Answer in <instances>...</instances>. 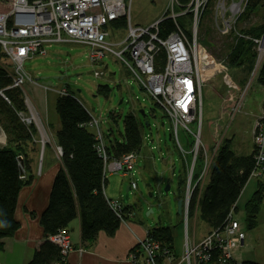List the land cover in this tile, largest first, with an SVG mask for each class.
<instances>
[{"label":"built area","instance_id":"built-area-1","mask_svg":"<svg viewBox=\"0 0 264 264\" xmlns=\"http://www.w3.org/2000/svg\"><path fill=\"white\" fill-rule=\"evenodd\" d=\"M208 1L191 0L188 7L193 12L194 22L186 29L179 27V18L187 11H176L178 0H170L165 12L148 26L133 25L129 10L131 0H0V69L11 79L9 87L20 88L23 93L26 111L20 113L21 120L26 126L36 127L38 140L44 148L50 141V137L45 135L44 121L30 94L23 92L26 83L39 84L25 70L29 58L47 55L51 44L60 43L87 45L88 56L93 63L102 62L107 53L117 56L147 96L170 119L171 137L177 142L187 165L183 204L187 218L191 195L196 187L199 186L201 192L206 185L228 124L242 110L252 80L264 62L262 34L254 39L256 64L249 80L243 84L233 67L232 50L225 57L217 58L201 43L198 39L199 11ZM244 1L215 0L217 28L223 35L239 34L236 24L239 14L245 9ZM170 19L177 29L162 35L160 24ZM121 20L127 21L128 34L118 43L119 49L115 50L107 40L110 33L106 26ZM161 53H164L163 59L159 58ZM95 74L99 75L98 72ZM43 85L45 89L49 87ZM4 90L0 82V96L6 98ZM56 91L59 95L68 92L63 87ZM194 125L196 131L192 128ZM253 126L257 163L255 177L264 175V114L255 120ZM90 127L96 128L94 134L100 155L104 158L105 172L131 175L138 153L132 151L120 159L109 160L99 119L93 116ZM179 127L193 136L192 149L184 150L179 141ZM204 135L208 143L203 139ZM4 145L0 148L6 149ZM58 150L61 155V147L58 146ZM187 154L193 155L190 161ZM199 156L202 165L197 173ZM130 187L137 188L135 180ZM110 204L122 219L124 205L118 200H112ZM224 227L222 231L213 230L200 242H193L187 237L181 259L187 264H228L235 258L234 253L243 244L245 235L235 215ZM51 240L61 247L62 258L56 264H65V256L73 249L69 228L58 231L51 236ZM139 242L146 264H156L161 255L173 258L171 250L162 248L160 242L150 235ZM217 250L220 255L214 259Z\"/></svg>","mask_w":264,"mask_h":264},{"label":"trees","instance_id":"trees-1","mask_svg":"<svg viewBox=\"0 0 264 264\" xmlns=\"http://www.w3.org/2000/svg\"><path fill=\"white\" fill-rule=\"evenodd\" d=\"M190 2L191 0H178L180 8L186 7ZM244 5L245 9L237 19V22L241 23L240 29L236 26L239 34L231 33L232 38L226 37L229 39L226 45H229V50H232L233 54V67L240 75L241 79L239 80L243 84L256 63L254 39L260 38L264 34V0H245ZM258 9L262 11L261 22L245 27V22L252 18L251 14ZM126 23L127 21L121 20L115 21L112 25L126 26ZM179 24V27L183 28V23L179 22ZM176 29L177 26L172 19L160 24L162 35H167ZM210 41L204 39L201 43L203 45L207 43L215 57H225L226 54L222 55L220 50L211 45ZM159 58L163 59L164 53H161ZM259 71L257 82L260 86H264V62ZM0 82L5 88L6 95V98L0 96V128L7 138V148H0V249H2L5 239L19 227L15 210L20 190L23 185L31 183L34 177L31 174L27 177H20L18 157H23L24 170L28 173L33 160L30 153L35 150L37 129L34 125L26 126L21 120L20 113L26 111L23 93L20 88L9 87L11 79L5 76L2 69H0ZM98 89L102 92L107 87L99 85ZM66 91L68 92L59 95L55 101L61 126L54 132V135L56 145L62 149L61 166L53 179L49 203L40 217L44 240L38 245L28 264H56L59 262L62 258L61 247L51 240V236L58 231L68 229L70 222L79 215L82 223V241L91 242L102 231L113 235L128 214L134 211L133 204L126 205L121 219L116 210L111 207L110 202L113 199H108L105 189H103L106 183L104 158L98 150L96 134L90 130V121L93 115L86 105L76 97L75 93L68 87H66ZM154 103L158 106L156 102ZM123 121L124 130L120 139L111 137L110 132L106 142L104 138L109 160L120 159L122 155L132 151L138 153L143 147L141 125L134 114L131 112ZM252 145V148L251 145L249 148L252 149L251 152L248 149V153H241L235 148L232 138H225L213 160L206 185L201 192L199 186L196 187L191 195L190 210L197 208L199 217L204 220L211 232L224 230V226L230 221L231 216H236V212L239 210L238 200L257 169L254 138ZM197 162L196 172L202 165L200 156ZM184 165L186 166V163ZM186 171V167H184L179 182L182 189L186 186ZM263 201L264 184L260 181L253 194L244 203V215L248 228L255 229L257 227ZM149 235L156 242L159 241L162 248H172L174 242L172 226L154 227L150 229ZM132 251L136 252V249ZM138 252L140 251L137 250ZM219 255L220 251L217 250L214 252L213 258L216 259ZM228 264L240 263L239 260L231 259ZM241 264L261 263L247 260Z\"/></svg>","mask_w":264,"mask_h":264},{"label":"rangeland","instance_id":"rangeland-1","mask_svg":"<svg viewBox=\"0 0 264 264\" xmlns=\"http://www.w3.org/2000/svg\"><path fill=\"white\" fill-rule=\"evenodd\" d=\"M169 2L170 0H131L129 10L133 25L148 26V24L156 21L165 12ZM202 9L203 7L200 8L199 11L198 39L201 41L204 39L211 40V45L220 50L222 55L227 54L230 48L229 45H226L227 40H229L226 37L230 36L232 38L233 36L231 34L223 35L217 28L218 20L216 17L215 0H209L205 4L203 11ZM176 11H187V14L179 18V22L183 23L184 28L188 29L193 26V12L191 13V8H189L188 5L181 8L177 6ZM261 12V9L254 11V13L251 14L252 18L245 22V27L259 24L261 22ZM205 13L206 15H204ZM236 26L240 29L241 23L237 22ZM106 29L110 33L107 37L108 42L113 45L115 50L119 49L118 43L124 40L128 34L127 26L108 25ZM201 36L202 38H200ZM204 44L212 51L207 43ZM88 52L89 47L87 45L73 43L51 44L48 48L47 55L29 58L25 63V70H27L39 84L36 85L32 82L26 83L23 91L24 94H30L32 99L36 101H46L47 103L44 109L50 119V126L49 123L47 125L43 114L38 111L44 121L43 125L47 132L45 135L50 137V141H47L46 144L54 143V130L57 128L58 122L60 121L54 102L58 95L56 89L59 90L62 89V87H68L69 90L75 93L76 97L86 105L91 114L96 119H99L100 129L102 133H104L105 142L109 132L111 133V135H109L111 137L114 136L116 139L122 137L124 130L123 120L132 112L141 125L143 147L138 152L139 158L135 163V168L132 171L133 173L130 175L131 177L121 178L116 175V177L119 178L120 185L124 188L123 202L126 204H133L134 208L137 210L138 216L145 220L147 219L148 221L156 223L162 218L161 221H164L162 223H164L165 226L174 225L173 228H177L176 232L180 230L183 231L182 240L186 242L185 239L188 234L190 233L191 236V232H193L191 214L196 212L197 208L194 210L189 209L187 218L183 210L181 214L178 213L177 201L175 199L178 197L182 198L183 207L185 203L184 191L187 185L185 183L186 186L182 189L179 184L182 177L181 171L184 166V157L180 148L177 146V142L170 136L173 132L170 119H168L164 111L156 106L154 101L147 96L144 89L140 87L134 77L127 72L126 67L117 56L107 53L102 62L93 63L88 56ZM259 70L260 69H258L254 80H252L253 84L242 104V110L237 115L235 114L236 118L230 121L222 138L223 140H225V138H232L235 148L239 147L238 150L243 147L250 148L249 141L251 130L253 137L254 122L264 114V111L259 112L260 109L257 104L261 96V86L257 82ZM97 71L99 75L95 74ZM251 74L252 72L248 79H245L244 83H247ZM239 76L240 75H238V79H241ZM51 81V86L46 90L43 85L44 82L47 83ZM99 85H106L107 89L101 92V90L98 89ZM141 110L145 111V115ZM258 114L259 116L257 117ZM243 123L245 125H243ZM249 125L251 129H248L250 128ZM52 128L54 129L52 130ZM192 128L194 131L197 130L195 125L192 126ZM90 130L95 132L96 128L90 127ZM178 130L179 141H181L184 150L187 151L192 149L194 144L193 136L182 127H179ZM38 135L37 133L36 136ZM38 138L40 139L39 136ZM203 139L208 143L205 135ZM38 143L41 145L40 142ZM4 144H7V138L0 128V145L5 146ZM245 152H248V150ZM146 155L152 158L150 163H147L145 158ZM40 156H42V154ZM192 156V154H187V160L190 161ZM255 177L253 176V178ZM132 178L136 181L137 188L130 189L128 192L129 197L126 198V186L133 181ZM246 199V195L241 198L238 202L239 210L236 212V216L240 221L245 235L243 246L241 245L244 251L242 252L241 258H236L238 250L236 249L234 260H239L240 264L247 260H253L264 264V203L261 205L257 227L255 229H250L246 226L247 221L244 215V203ZM168 216L171 219H168ZM179 216L182 218L183 223V226L181 223L179 224L180 227L177 224ZM198 224L200 225H198V235H200L203 231L201 227L204 225L202 221Z\"/></svg>","mask_w":264,"mask_h":264},{"label":"crops","instance_id":"crops-1","mask_svg":"<svg viewBox=\"0 0 264 264\" xmlns=\"http://www.w3.org/2000/svg\"><path fill=\"white\" fill-rule=\"evenodd\" d=\"M63 88L66 89V87ZM260 93L261 96L259 97V102L257 101V104L260 109L259 112H262L264 101V86H261ZM58 96L59 93L57 97ZM33 101L40 113L43 114V117H45L48 125L50 119L48 118L44 109L45 105L47 104L46 101H36L35 99H33ZM258 116L259 114L257 115V117ZM50 125L51 124L49 123V126ZM243 125L245 124L243 123ZM60 126L61 124L59 121L58 126L54 131L59 129ZM53 129L54 128H52V130ZM248 129H251V126ZM35 142V150L30 153L31 159H33L31 168H29L28 173H26V177L30 174L34 175V177L31 183L23 185L20 190L15 210V215L17 221L19 222V227L12 235L8 236L5 239L3 248L0 249V264H28L30 260H32V256L38 248V245L44 240V231L43 226L40 223V217L42 215L41 213L49 203L48 201L51 193L50 190L54 181L53 179L61 166V155L55 141L54 143H47L44 148L38 143V137H36ZM252 144L253 137L251 130V137L249 141V145H251V148L253 146ZM238 148L239 147H237L236 149L238 150ZM245 150H248V147H243L238 151L243 153L245 152ZM251 151L252 149H250L249 152ZM41 154L42 156H40ZM145 158L147 160V163H150L152 161V158H150L149 155H146ZM184 167H186L187 169V165H184ZM184 167L182 168L181 174ZM116 175L121 178L131 177L130 175L123 176L119 173H114L111 171L105 172L106 183L103 188L105 189V194L108 199L120 201L122 205H124V207L126 205H131V203L126 204L123 202L124 188L122 187V185H120L119 178L116 177ZM258 180H260L264 184V175L250 178V180L244 187L242 195L240 196L238 202L244 195H246V197L248 198L253 194L257 187V184H259L260 182ZM179 198L180 197L176 199L178 200ZM136 211L137 210L134 208V211L128 214L125 221L118 227L113 235H109L105 231H102L99 232L97 237L91 242L82 241V223L81 217L79 215L76 219L71 221V224L69 225V233L71 234V243L73 245V249H71L70 252L65 256L66 258L64 263L146 264L143 261L142 253H137V250L140 251L139 241L145 240L147 236H149L150 229L165 225L164 223H162L164 221H161L162 218L159 222L157 221L156 223H154L138 216ZM198 216L199 215L197 211L191 214L193 232H191V236L189 233L187 237L193 242L202 241V239L211 232L210 228H208L204 220L202 218H199ZM168 219L171 218L169 217ZM201 221L204 225L201 227L203 228V231L202 234L198 235V223ZM180 223L183 226L182 218L179 216L177 224L179 225ZM169 226H172V230L174 232V242L172 248L170 249L173 253V258L168 259L166 258V256L161 255L158 257L156 264H187V262L181 259L182 255L184 254L185 243L182 240L183 231L180 230L176 232L177 228H173L174 225ZM242 246L238 248L236 258H241L242 252L244 251ZM133 249H136V252H133Z\"/></svg>","mask_w":264,"mask_h":264},{"label":"water","instance_id":"water-1","mask_svg":"<svg viewBox=\"0 0 264 264\" xmlns=\"http://www.w3.org/2000/svg\"><path fill=\"white\" fill-rule=\"evenodd\" d=\"M44 84L47 85V86H51L52 81L51 82H47V83L44 82ZM141 111L145 115V111L144 110H141ZM18 159L20 160L19 170H20V177L22 178V177L26 176V171L24 170V159H23L22 156H19ZM126 188H127L126 198H128V192L131 189V187L129 185H127ZM175 200L177 201L178 213L181 214L182 210H183V207H182L183 199L179 198L178 200L177 199H175Z\"/></svg>","mask_w":264,"mask_h":264}]
</instances>
